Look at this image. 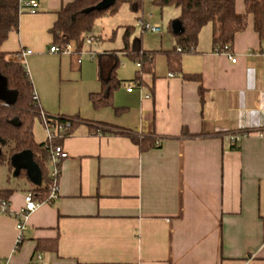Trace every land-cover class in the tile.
Listing matches in <instances>:
<instances>
[{"label": "crops", "instance_id": "0c3cea01", "mask_svg": "<svg viewBox=\"0 0 264 264\" xmlns=\"http://www.w3.org/2000/svg\"><path fill=\"white\" fill-rule=\"evenodd\" d=\"M37 1L36 13L20 11L19 30L2 50L7 58L32 50L25 64L42 110L78 120L59 140L68 156L48 162V177L57 170V195L50 198L49 189L40 199L18 243L17 213L46 177L34 172L22 176L25 187H7L15 190L8 199L14 214L0 210V258L7 264H264V41L253 17L229 50L236 62L215 50L207 24L176 73L164 52L175 46L173 31L168 47L154 50L153 73L138 85L139 63L121 50L125 43L107 48L91 32L93 42L80 54L51 52L50 29L71 0ZM236 8L243 12L244 1L236 0ZM113 50L121 84L113 105L96 108L91 95L104 88L98 59ZM122 55L130 62L122 63ZM45 128L42 115L34 125L40 143ZM241 129L248 134L233 148L227 134ZM110 130L154 137L160 146L141 149Z\"/></svg>", "mask_w": 264, "mask_h": 264}, {"label": "trees", "instance_id": "16d2710c", "mask_svg": "<svg viewBox=\"0 0 264 264\" xmlns=\"http://www.w3.org/2000/svg\"><path fill=\"white\" fill-rule=\"evenodd\" d=\"M243 1L245 9L239 12L236 8V0H153V3L161 8L176 6L181 10L178 20L183 24V31L174 33L175 46L164 51L171 70L182 73L183 54L197 44L200 32L207 24L212 25L213 45L218 51H222L225 46L231 48L235 36L247 29L249 16L253 17L254 28L261 41H264V0ZM101 3L107 4V7L86 12L87 9L99 6ZM123 3H128L136 12H141L145 0H115L114 2L112 0H71L58 11V18L50 29L53 44L62 47L73 41L76 44L73 53L80 54L96 19L107 13H115ZM138 19L142 20V16L140 15ZM19 26V0H0V166L8 165L9 169L18 176H33L35 172L42 177V180L46 177V186L30 191L40 200L48 196L50 179L47 175V164L51 160L49 146L38 142L34 132L35 122L38 118L41 119L43 110L26 64L7 58L6 52L2 50V45L9 34L17 32ZM133 28L132 25L126 26L125 45L121 50L139 63V70L133 81L143 85V75L153 73L157 52L132 48L130 34ZM108 53H110L108 58L103 54L98 59L99 76L104 88L103 92L91 95L96 108L113 105V93L121 84L117 76V69L120 66L117 51ZM185 77L200 79L199 76L185 75ZM15 119L17 121L14 123ZM46 119L52 125L63 124L65 127L57 131L54 144H59V140L70 133L78 120L74 116L53 117L49 114H46ZM183 132L187 133L186 130ZM110 133H120L131 137L141 149L160 146L156 138L141 136L130 130H119V132L110 130ZM231 146L236 148L237 145ZM14 192V189L0 187V198L9 199Z\"/></svg>", "mask_w": 264, "mask_h": 264}, {"label": "rangeland", "instance_id": "374dc122", "mask_svg": "<svg viewBox=\"0 0 264 264\" xmlns=\"http://www.w3.org/2000/svg\"><path fill=\"white\" fill-rule=\"evenodd\" d=\"M180 8L167 6L161 8L153 3V0H145L143 10L136 12L128 3H123L115 13H107L98 17L95 21L92 32L101 35V45L111 49H120L124 45V33L126 26H134L130 40L137 48L142 47L147 50L166 48L168 38L173 36V25L179 18ZM153 15L150 18V15ZM142 16L149 25L159 23L162 26L161 32H154L150 28H145L144 23L139 21ZM163 36V37H162ZM164 45V46H163ZM126 55L121 56V62H130ZM37 123V120H36ZM49 167V164H47ZM27 179L22 176H15L9 166H0V187L7 188L25 187Z\"/></svg>", "mask_w": 264, "mask_h": 264}, {"label": "built area", "instance_id": "2783aa9c", "mask_svg": "<svg viewBox=\"0 0 264 264\" xmlns=\"http://www.w3.org/2000/svg\"><path fill=\"white\" fill-rule=\"evenodd\" d=\"M19 5H20V11H28L30 13H36L37 12V7H38V1L37 0H19ZM142 24L144 23L145 28H150L154 32H161L162 31V26L159 23L153 24L152 26L148 24V21H140ZM86 42L92 43L93 42V37L89 36L86 38ZM75 42L71 41L68 42L64 46H58V45H52L50 48L51 52H56V53H73L75 50ZM181 50V48H179ZM230 47L225 46L223 51H226L229 53L230 58L232 59V62H236V57L232 54H230ZM32 50H21L18 51L12 55L9 56V59L11 60H16L19 62L25 63L26 56L30 54ZM132 87L129 88L131 90ZM146 98H151L152 95L151 93H146L145 94ZM42 115L44 118V123H45V129H46V136L41 140L42 143L45 146H49V153H50V159L52 162L57 163L59 162L60 159L66 158L68 156V153L63 149V147L59 144H54V140L57 136V131L58 130H63L65 127L63 124H58L52 125L48 123L46 119V114L44 111H42ZM242 131H231L228 132L227 138L228 141L231 144H236L238 145L240 141L247 136L248 132L245 129H241ZM49 189H50V198H53L57 195L56 193V179H57V170H52L49 173ZM43 200H39L34 197L32 192H27L24 198V205L21 208V210L17 213L18 217V223H17V228L19 230V236H18V242L22 240V232L25 229V221L27 220L28 216L35 211L41 204ZM0 210L3 213L7 214H14L11 209H10V203L8 199H3L0 198ZM18 245V244H17ZM38 260H41V255L37 254ZM0 264H7V260L4 258H0ZM45 264V263H42Z\"/></svg>", "mask_w": 264, "mask_h": 264}, {"label": "water", "instance_id": "95a60500", "mask_svg": "<svg viewBox=\"0 0 264 264\" xmlns=\"http://www.w3.org/2000/svg\"><path fill=\"white\" fill-rule=\"evenodd\" d=\"M115 0H112V2H114ZM105 7H107V4H104V3H101L99 6H95V7H91L89 9L86 10V12H91L93 10H102L104 9ZM173 31L175 33H181L183 31V24L181 21L177 20L174 25H173ZM17 120L15 119L14 120V123L16 122Z\"/></svg>", "mask_w": 264, "mask_h": 264}]
</instances>
